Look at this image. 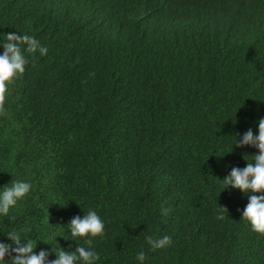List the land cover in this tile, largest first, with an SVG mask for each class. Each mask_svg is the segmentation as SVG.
Instances as JSON below:
<instances>
[{"label": "trees", "instance_id": "obj_1", "mask_svg": "<svg viewBox=\"0 0 264 264\" xmlns=\"http://www.w3.org/2000/svg\"><path fill=\"white\" fill-rule=\"evenodd\" d=\"M11 32L48 54L29 57L0 115V191L32 185L0 215V243L20 232L51 264L88 248L68 224L92 210L95 264H141V251L143 264H264L247 194L222 181L259 152L235 146L264 119L255 14L232 27L212 0H0V55Z\"/></svg>", "mask_w": 264, "mask_h": 264}, {"label": "clouds", "instance_id": "obj_2", "mask_svg": "<svg viewBox=\"0 0 264 264\" xmlns=\"http://www.w3.org/2000/svg\"><path fill=\"white\" fill-rule=\"evenodd\" d=\"M212 7H216V15L224 23L232 26L240 23L241 18L246 15L255 14L258 23L264 27V0H212ZM26 46V47H25ZM4 52L0 55V115L5 113V104L10 94V85L20 80L29 64V57L35 56L37 52L41 56L48 54V48L43 46L39 40L33 36L18 35L16 32L7 33L3 40ZM94 75V74H92ZM259 134L254 135L249 130L242 138L238 139L236 147L252 145L259 149L258 154L252 155V162L248 161L246 167L232 168L230 175L222 181L225 190L231 186L247 194L248 204L243 210V220L248 222L252 231L264 235V119L259 122ZM32 190L29 182L14 180L11 186H5L0 191V215H8L11 208L15 207L18 201L23 200ZM226 207H221L218 219H224L223 211ZM228 211V210H227ZM71 236L75 238H85L88 248L80 246L75 252L66 253L63 249L57 252L58 259L51 264H76L82 261L83 264H95L100 259L99 255L90 250L92 239L103 236L105 224L96 211L89 210L83 218L75 216L68 224ZM10 240L16 245L0 243V262L6 264L5 257L10 252L16 255L11 264H44L47 253L41 251L39 255L32 254L34 246L33 240H29L26 245H21V234L17 231L8 233ZM147 244L152 250L163 249L172 243L171 237L164 236L154 239L152 236L146 237ZM137 259L143 264L146 255L143 251L137 254Z\"/></svg>", "mask_w": 264, "mask_h": 264}]
</instances>
